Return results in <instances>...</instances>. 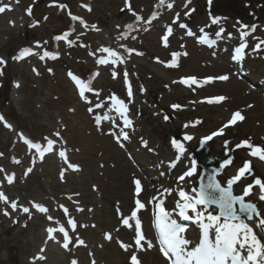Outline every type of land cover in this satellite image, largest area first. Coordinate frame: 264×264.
Returning <instances> with one entry per match:
<instances>
[{
  "label": "rangeland",
  "instance_id": "1",
  "mask_svg": "<svg viewBox=\"0 0 264 264\" xmlns=\"http://www.w3.org/2000/svg\"><path fill=\"white\" fill-rule=\"evenodd\" d=\"M174 1L169 3L170 13L164 11L168 4L159 7L158 0L0 1V6L11 7L0 13V58L5 61L0 65V113L6 118V124L0 121V193L7 197L0 201V264H10V246L22 264H71L73 260L78 264H129L133 252L141 264H151L158 257L157 248L149 251L145 246L137 251L135 226L123 225L122 217L130 216L136 199L147 205L167 188L171 190L166 203L170 210H174L179 188L194 196L197 175L178 180L189 159L187 154L178 158L171 140L176 132L179 143L189 135L192 139L182 142L191 149L226 124L232 111L244 119L209 140L210 150L230 154L242 165L250 162V169L256 175L262 172L264 179V160L251 155L246 145L237 147L247 140L264 149V0ZM29 6L31 15L26 12ZM153 11L160 14L151 21ZM212 17L221 19L213 24ZM221 28L224 31L213 38L212 48L196 41L201 29L213 35ZM241 32L248 33L243 40ZM65 33L66 39H55ZM242 42L248 46L247 59L236 66L233 50ZM35 43L39 46L36 56L14 59L21 47ZM112 47L122 62L100 51ZM42 48L56 58L41 59ZM173 53H179L177 66L168 67ZM99 59L110 62L99 64ZM240 67L248 76L245 79L237 75ZM73 68L88 81L83 98L68 75ZM222 75L228 79H215ZM188 77L198 83L179 82ZM208 77L213 79L205 83ZM215 95L225 99L209 103ZM112 96L124 99L130 126H125L118 112L94 111ZM122 132L128 137H119ZM22 135L52 140L53 150L41 159L24 145ZM60 151L77 165L76 170L68 167ZM29 168L32 171L25 175ZM8 176L13 177L12 183ZM134 180L142 187L138 197ZM250 200L264 218V200L256 196ZM33 203L45 205L48 212L37 211ZM148 207L151 236L144 226V209L137 216L146 239L155 244L152 205ZM69 219L75 221L74 230ZM51 224L65 226L72 241L68 250L61 247L62 233L55 232V239H48L46 229ZM106 233L111 239H105ZM77 238L84 244L78 245ZM119 242L133 247L124 251ZM38 255L46 259H35Z\"/></svg>",
  "mask_w": 264,
  "mask_h": 264
},
{
  "label": "snow or ice",
  "instance_id": "2",
  "mask_svg": "<svg viewBox=\"0 0 264 264\" xmlns=\"http://www.w3.org/2000/svg\"><path fill=\"white\" fill-rule=\"evenodd\" d=\"M18 3L19 0H16ZM211 0H209V3ZM160 3L163 4L164 0H160ZM168 7H172L171 4ZM6 10H11L10 5L0 6V13L5 12ZM26 12L31 15L32 8L29 6L26 9ZM73 20L78 19L73 16ZM139 19V17H137ZM212 23L217 24L220 17H212ZM181 27H186L185 25H181ZM242 27H246L243 26ZM253 30L255 26H252ZM172 29L169 27L167 32L170 34ZM203 32V29H201ZM223 28L220 29L216 33V36L219 37L223 33ZM68 33H65L63 36L55 37L56 40L66 39ZM191 35V33H189ZM248 35L247 32H241V40ZM165 42L168 39V36L165 35L162 38ZM201 43H208L209 45L212 41H209L208 37L205 35L201 38ZM71 43V41H69ZM264 44V41H261ZM260 45H257L259 47ZM246 44L243 42L236 49V58H240L243 50L245 49ZM101 52L107 53L109 57L114 60H121V57L110 48H101ZM32 52L30 49L24 48L20 51V54L14 57V59H21L26 55H31ZM173 61L166 66L175 67L176 65V57L179 53H173ZM45 57H51L53 59L56 58L55 54H51L47 51L43 53L40 57L44 59ZM110 61L108 59H99L97 63L106 64ZM122 62V60H121ZM5 61L0 58V65L4 64ZM69 77L75 82L77 88L80 91V95L83 98L84 92L88 89V85L83 81L79 80L75 75L69 72ZM213 78L208 77L205 79V83L210 82ZM215 79L219 80H227L228 76L222 75L219 77H215ZM127 82V81H126ZM180 83L183 84H194L198 83L195 77L182 78ZM17 87L19 85H16ZM129 97L132 96L131 88H129L128 92ZM225 97H215L208 100L209 103L216 102L219 103L223 101ZM116 107V111L119 112L122 116H124L125 126H130L131 121L127 119L126 113L128 111L127 105L124 101L117 99L115 96L112 97ZM173 108H179L180 105H172ZM168 117L165 116V120ZM244 117L240 114V112H235L232 115V118L224 124L220 129L215 132H212L210 135L205 136L201 140V144L206 143L211 140L213 137L218 135H222L224 129L229 127L230 125H234L237 120H243ZM0 120H3V117H0ZM196 123H199L197 121ZM10 127V125H6ZM188 125H185L187 127ZM59 135V133H56ZM185 140H191L192 137L189 135H185ZM25 144L28 145L30 149H36L41 159H43L44 154L47 152H51L53 150L54 141L47 140V146L42 147L40 144L33 143L27 139L24 140ZM172 147L177 151L178 154L182 155L185 152L184 145L179 143L176 139L171 140ZM227 145V141L225 142ZM242 145H246L252 151L250 152L253 156H258L259 159L264 160V149H261L259 146L252 145L249 141H243L241 144H237V147H241ZM59 156L64 159L65 163L68 164V167L76 170L77 165L71 164L67 161L66 154L64 151L59 152ZM179 158V155H178ZM18 162V161H17ZM231 163V160L225 161V164ZM224 167V165H221ZM196 170V162L192 161V167L189 171L185 172L182 176L178 177V180H183L185 176H191ZM3 171V169H0ZM32 169L29 168L25 175L28 172H31ZM250 172V162H245L243 167L240 168L237 172V175L230 178L227 181V186L221 185V183L216 180L214 177H209L207 184H201L199 189L194 188L192 191L195 195H189L183 189H180L178 195L180 197V201L177 202V207L179 208V215L184 217L185 219L190 218L189 210L194 214L195 220L199 223L201 227V236L199 242L194 247H189L190 241L185 239L181 234L184 232V229L176 224L175 220L170 218V213L166 211V209L162 206V201L157 204L158 211L155 213L154 219V227L157 233V241L160 247V252L163 256L169 261V264H264V239L259 238L257 233L254 231L253 227H251L248 223L244 222L237 215L236 205L239 204V212L247 214V219L251 220L253 218V214L256 216H260L261 214L257 211L256 205L252 203H245L244 197L248 196L251 190V185L244 189L243 196H236L233 194V184L240 180L241 177L246 173ZM61 177H63V170L61 171ZM9 183L13 182V177H6ZM135 184V194L138 197L140 192L142 191L141 183L139 180H134ZM255 184L260 186L261 195L260 199L264 200V182L260 179L255 180ZM165 192H170V189H165ZM155 199V197L153 198ZM7 197L4 193H0V201H6ZM215 206L218 209V214H212L208 212L207 209L209 206ZM13 208L16 207L15 204L12 205ZM32 207L41 213H47L48 209L41 204L33 203ZM145 205L139 200H135V208L131 211L130 217H125L122 219V224L127 227H132L130 221H135V237H134V246L137 251L145 250V245L147 249H151L153 244L151 241H147L145 235L143 234L141 221L137 216L139 210L143 209ZM65 215H68L67 208H64L61 205ZM23 211L25 213L29 212L28 208H24ZM119 213V209H118ZM7 215V213H5ZM49 220L53 218L48 216ZM68 225L74 230L76 227L75 221L72 219L68 220ZM256 227L264 229V218H260ZM48 233V239L53 240L55 237L53 233L58 231L63 234V243L61 247L65 250L69 249V244L72 243L71 238L68 232L64 227H59L58 229L49 227L46 229ZM105 239H111V235L106 233ZM47 242V241H46ZM76 243L78 245H83L84 241L77 238ZM120 247L124 251H128L133 247L132 244H125L123 242H119ZM41 253L45 251V249L40 250ZM246 252V255L244 254ZM35 259L43 260L46 259L43 255H38ZM71 264H78L76 260L71 261ZM95 264V261H93ZM129 264H141L140 259L136 252H133L129 258Z\"/></svg>",
  "mask_w": 264,
  "mask_h": 264
},
{
  "label": "bare ground",
  "instance_id": "3",
  "mask_svg": "<svg viewBox=\"0 0 264 264\" xmlns=\"http://www.w3.org/2000/svg\"><path fill=\"white\" fill-rule=\"evenodd\" d=\"M164 1H169V0H164ZM161 5H162V7H166L164 4H161ZM207 45H209V44H207ZM113 111H114V109H113ZM184 140L185 139L183 138L182 141H184ZM183 145H184V148H185V151H186V149H188V147H186L185 144H183ZM162 151L164 152V150H162ZM188 157H189V154H188ZM189 159H190V163L188 165V168L191 169V167H192V159L190 157H189ZM242 167H243L242 162H239L238 163L235 159L232 158L231 163H229L228 165H226L223 168V170H222L223 172L221 174V177L224 180H229L230 178L236 176L238 170L240 168H242ZM196 170H197V168H196ZM196 170H195V172H196ZM262 175H263L262 172L259 175H256L254 173L253 176H248V177H245V178H241L240 180L236 181L233 184L234 192L235 193L238 192V191L244 192V189L246 187H248L249 185H251L252 187H251L250 193L245 198L247 200H249V199H252L253 197L256 196V197H259V199H260V195H261V192L259 190L260 186L257 185V184H255V180L256 179H261L262 178ZM261 181L264 182V179H261ZM257 192H259V193L257 194ZM161 194L165 198V200L168 199V195H169L168 192H165L164 191ZM147 213H148V205L145 207V218H147ZM42 216H44V215H42ZM132 222L133 221H131V223ZM245 222L248 223L251 227H253L254 231L257 233V235H258L259 238L264 239V229H261L259 227H256L258 221H256V220H248V221H245ZM145 228H146L147 232H149V223H148L147 219L145 220ZM182 236L185 239L189 240L190 241V244H192V237H190V234L187 233V234L182 235ZM147 241H151V240L148 239ZM148 250L150 251V249H148ZM152 253H154V251H152ZM153 256H154V254H153ZM19 264H22V262L20 261V259H19ZM151 264H164V260H163V258H161L158 255V257L153 258V260L151 261Z\"/></svg>",
  "mask_w": 264,
  "mask_h": 264
},
{
  "label": "water",
  "instance_id": "4",
  "mask_svg": "<svg viewBox=\"0 0 264 264\" xmlns=\"http://www.w3.org/2000/svg\"><path fill=\"white\" fill-rule=\"evenodd\" d=\"M196 162L201 165L202 169L199 176L200 185L207 184L209 177L216 179L217 173L220 172V167L225 163L226 160H221L219 157L209 153L206 143L199 144V146L193 151ZM246 203V202H245ZM239 205V204H238ZM218 212V209L213 205L209 206ZM239 217H247V214L240 213L237 211ZM255 216V214H253ZM13 264H17L16 255H12Z\"/></svg>",
  "mask_w": 264,
  "mask_h": 264
}]
</instances>
